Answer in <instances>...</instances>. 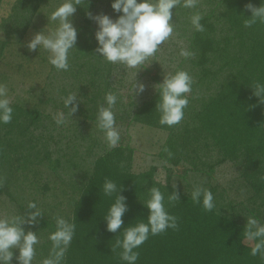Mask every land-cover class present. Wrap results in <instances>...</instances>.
<instances>
[{"label":"trees","instance_id":"trees-1","mask_svg":"<svg viewBox=\"0 0 264 264\" xmlns=\"http://www.w3.org/2000/svg\"><path fill=\"white\" fill-rule=\"evenodd\" d=\"M43 1L48 0H40ZM96 3L81 0L77 5L83 23L77 28L76 47L69 54L71 59L83 60L87 65L85 84L91 91L85 94L84 105L89 113L84 117L85 122L97 124L99 106L107 107L105 96L112 90L115 65L96 52L98 44L89 17V13L93 17ZM249 3L260 6V0H204L193 9L184 8L182 3L173 9L181 35L188 36V51L192 53L182 59L180 66L190 74L193 84L191 93L186 94L189 104L179 124L169 127L159 123L158 91L133 114L126 104L120 105L121 95L112 110L116 119H129L130 114L129 121L125 120L128 124L166 131L168 135L158 155L175 165L185 160L193 169L212 174L220 164L237 163L249 192L243 208L264 225V104L251 87L256 82L264 84V24L244 26V20L251 15L246 7ZM204 4L208 5L206 9ZM197 13L203 16V32H197L191 24V17ZM9 41L13 40L6 39L1 44L0 65L7 60L9 67L0 77L12 75L13 70L18 77L44 87L55 68L48 62V53L43 49L30 52L22 39H18L21 44L12 51L5 45ZM8 53H15L19 62L9 61ZM11 106V123L0 124V131L6 129L4 134L0 133V195H9L24 215L28 203L34 201L43 213L38 223L50 234L56 230L57 216L75 225L61 264H125L121 260L122 249L115 247L116 241L123 239L124 227L146 222L148 209L143 203L150 198L153 187L163 193L165 208L177 218V227L150 234L135 249L139 253L136 264H264V258L251 254L255 241L245 239L246 224L234 212L233 204L226 208L216 202L211 212L205 211L202 204L193 202L191 194L170 184L171 174L166 182L156 176L157 166L134 170L135 150L129 144L120 143L98 155L74 185L61 181L56 170H61L64 163L60 158L51 161L48 149L53 136H37L31 130L41 124L48 128L43 124L40 104L26 106L15 102ZM48 117L55 121L51 115ZM211 150L217 153L216 159L209 157ZM46 160L54 164V178L44 179L41 174L42 164H50ZM70 161L73 165L74 160L69 157ZM106 179L114 181L118 190L121 188L128 205L124 225L117 233L107 231L104 219L118 195H104ZM174 192L179 198L172 200ZM49 236L42 244L48 255L52 250Z\"/></svg>","mask_w":264,"mask_h":264},{"label":"clouds","instance_id":"clouds-1","mask_svg":"<svg viewBox=\"0 0 264 264\" xmlns=\"http://www.w3.org/2000/svg\"><path fill=\"white\" fill-rule=\"evenodd\" d=\"M198 0H112L111 7L117 13L118 18L113 19L107 14L95 17L98 28L95 32L97 41L96 52L112 64H122L127 68L142 69L146 61L154 56L158 49L168 40L174 31L173 9L179 4L187 9L197 6ZM81 0H63L50 15L48 21L56 22L54 31L45 32V29L36 33L27 42L30 52L39 49L48 53V62L57 70L67 71L70 68L69 53L78 38V30L72 22V17ZM247 9L251 15L244 20V26L251 28L253 25L264 24V0H260V6L249 3ZM203 16L199 13L191 17V24L197 32L204 31L201 23ZM186 59L192 53L182 49L180 53ZM193 80L190 74L184 70H178L173 75H164L163 81L158 83V101L156 110L160 113L159 123L172 127L179 124L185 115L189 99L186 94L192 90ZM254 95L259 102L264 104V84L256 82L251 85ZM136 95L142 94L146 85L137 82L134 85ZM107 107L101 105L98 108L97 126L104 133L110 148H115L120 142V133L116 128L115 113L112 110L117 103V96L108 93L105 96ZM65 108L73 116L79 109L77 95L70 94L64 101ZM14 109L8 99L7 89L0 84V124H9L13 119ZM57 125L65 121V114L59 112L54 116ZM102 191L106 196H112L118 192L114 202L108 209L104 219L107 231L117 233L124 225V215L128 211L126 197L118 190L117 184L106 179ZM179 195L173 193L170 199H178ZM191 198L194 203L202 204L205 211L211 212L215 208L213 193L200 186L194 187ZM148 209L146 222H139L123 228V239L116 241L115 247L122 249L121 260L125 264H136L139 248L149 237L158 235L168 228L177 227V218L171 215L165 208L164 195L159 188L150 189V198L143 203ZM28 212L25 217L13 219L0 218V264H12L15 256L18 264H32L39 239L36 231H25L24 224H36L43 216L37 204L29 202ZM56 230L49 239L52 241L50 256L44 259L43 264H61L65 252L70 245L75 232V225L63 217L57 216ZM120 232V231H119ZM244 237L248 241H255L251 247L253 256L260 255L264 258V225L254 217H247L244 228ZM18 249L19 254L15 251Z\"/></svg>","mask_w":264,"mask_h":264},{"label":"rangeland","instance_id":"rangeland-1","mask_svg":"<svg viewBox=\"0 0 264 264\" xmlns=\"http://www.w3.org/2000/svg\"><path fill=\"white\" fill-rule=\"evenodd\" d=\"M17 1V2H16ZM203 2L204 0H198ZM0 0V53L1 44L4 40H13L6 43L13 51L14 47L21 44L18 39H22L23 43H27L32 37L45 29V32L54 31L56 22L48 21L47 15L63 2V0ZM96 9L93 17L100 14H107L111 18L116 19L121 13H117L111 7L112 0H96ZM26 3V4H25ZM24 4V5H23ZM23 5V6H21ZM25 5L28 8L25 9ZM205 9L207 4L203 6ZM174 31L171 37L164 42L158 49L156 54L150 57L142 69L127 68L122 64H114V72L111 80V93L117 96V100L122 96L120 105L126 104V108H131L130 114H133L137 107L142 105L150 98L159 88L158 83L163 81L164 75H173L175 70H183L181 61L184 58L180 53L181 50L188 51V36L181 35V25L176 22V16H173ZM72 22L78 28L83 20L79 15L78 9L72 17ZM92 30L95 34L98 25L95 19H92ZM24 44V45H25ZM4 45V44H3ZM14 64L19 62V58L15 53H8L6 57ZM0 65V73L8 70V61H4ZM83 60L71 59L69 54L70 68L67 71L57 70L54 68L44 84V87L33 83L28 79L18 77L16 72L12 70V75L7 74L8 77H0V84L7 89L8 99L11 103L19 102L26 106L35 103L40 104V109L44 113V126L32 127L31 130L35 135L44 134L46 136L52 135L48 149L51 155V161L57 158L62 159L64 167L61 170H56L57 176L62 177L68 185L75 184L79 177L82 176L84 169H90L93 165L94 159L110 149L104 133L98 128L96 123L91 121L85 122V114L89 113L84 105L85 94L91 91L86 87L85 79L88 75L87 65ZM185 70V68H184ZM14 74V75H13ZM46 76V73H44ZM136 81L143 82L146 89L142 94L136 95L134 85ZM36 82V80H35ZM191 93V92H190ZM188 93V94H190ZM70 94L77 95L79 102V109L72 115L69 114V109L65 108L64 101ZM131 100L132 104H129ZM130 106V107H129ZM117 108V107H116ZM118 113L119 108L116 109ZM63 112L65 114V121L62 125H57L56 122L50 120L48 115L54 116ZM127 117L130 119L131 115ZM129 119H116V128L120 133V143L129 144L134 148V162L133 168L136 171H144L151 166H157L158 171L156 176L161 180L167 182L168 175L171 174L170 184L178 191L185 194H191L194 187L200 186L208 189L213 193L214 202L218 205L230 208L234 205V212L238 214L242 223H247V217H253L243 208V200L248 196L249 192L241 178V167L233 162L228 161L216 167L212 174L198 171L192 168L188 161H182L179 165L164 160L158 155L162 144L165 142L168 133L163 130L148 127L143 124H135L126 122ZM6 129L0 131L5 133ZM87 134V135H86ZM118 144V145H119ZM69 157L73 159V165ZM209 157L216 159L217 153L210 151ZM50 164H42L41 174L43 178H54V171L51 169L54 164L46 160ZM9 166V163L3 164ZM54 186V185H52ZM15 189V186L13 187ZM228 210V209H226ZM16 217H25L23 213L18 210L17 206L13 204L9 195L4 192L0 195V218L13 219ZM25 231H36L39 239L36 248V255L32 264H43L44 259L50 255L45 254L42 250L48 236L49 231L43 229L40 224H24ZM15 254H19V250H14ZM48 255V256H47ZM12 264H18L15 256Z\"/></svg>","mask_w":264,"mask_h":264}]
</instances>
